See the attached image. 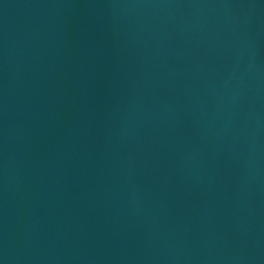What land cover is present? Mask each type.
<instances>
[{
    "label": "water",
    "instance_id": "water-1",
    "mask_svg": "<svg viewBox=\"0 0 264 264\" xmlns=\"http://www.w3.org/2000/svg\"><path fill=\"white\" fill-rule=\"evenodd\" d=\"M0 264H264V0H0Z\"/></svg>",
    "mask_w": 264,
    "mask_h": 264
}]
</instances>
